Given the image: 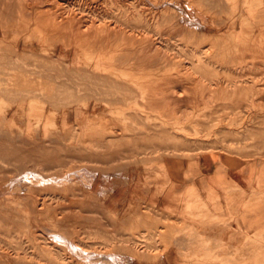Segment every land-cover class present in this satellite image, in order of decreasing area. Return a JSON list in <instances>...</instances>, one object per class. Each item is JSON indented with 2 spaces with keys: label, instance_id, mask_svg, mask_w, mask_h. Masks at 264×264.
I'll return each instance as SVG.
<instances>
[{
  "label": "rangeland",
  "instance_id": "obj_1",
  "mask_svg": "<svg viewBox=\"0 0 264 264\" xmlns=\"http://www.w3.org/2000/svg\"><path fill=\"white\" fill-rule=\"evenodd\" d=\"M27 1L0 0V264H264V38L249 43L264 13L247 20L239 10L264 1L73 0L81 21L124 33L109 46L72 47L45 33L53 0L37 14L46 25L23 29L22 6L41 0ZM149 73L157 77L147 99Z\"/></svg>",
  "mask_w": 264,
  "mask_h": 264
},
{
  "label": "bare ground",
  "instance_id": "obj_2",
  "mask_svg": "<svg viewBox=\"0 0 264 264\" xmlns=\"http://www.w3.org/2000/svg\"><path fill=\"white\" fill-rule=\"evenodd\" d=\"M3 1V0H2ZM10 1V0H9ZM15 1H17V0H15ZM29 1V0H28ZM27 1V2H28ZM38 1H40V0H38ZM64 1V2H63ZM71 1H73V0H53V4L51 5L53 8H55V13H53L54 15H52V17H50V15L48 16V18H49V20H50V24H49V26H45V33L47 34V36H49V38L50 37H53V38H60V37H65L66 36V41H67V37H69L68 39H70V42H69V44L71 45L72 43L74 44V46H77L78 44H88L89 42H90V44L92 43V42H97V41H99L100 40V42H105L104 44H106V46H109L110 44H112V43H114L116 40L115 39H119V38H121V37H123V33H124V31L122 32L121 31V29L120 28H113V29H111V28H109L108 26H104V24H103V26L102 27H98V25L96 26L95 24L96 23H94V21L93 20H91V21H89V23H87V22H85V20H84V22L83 21H81V18L79 17L78 18V16H77V14H76V11H78V12H80L82 9L79 7L78 8V4L76 5V4H73ZM89 1H91V0H89ZM103 1H105V0H103ZM109 1V0H108ZM152 1H154V0H152ZM264 1V0H263ZM21 2V1H20ZM23 2V1H22ZM36 2V1H35ZM81 2V1H80ZM93 2V1H92ZM135 2V1H134ZM148 2H149V0H148ZM248 2V1H247ZM13 3V2H12ZM12 3H10V4H12ZM17 3V2H16ZM25 3V2H24ZM23 3V4H24ZM30 3V2H29ZM37 4H28L27 5V3H26V5H23L22 6V8L20 7V6H17V7H20L21 8V10H20V15H18V18L19 19H24V25H23V29L24 30H27V32H29L30 31V29H31V27H35V29H36V27H38L39 26V24L41 23L42 24V22L45 24V20H47V18L46 17H42V18H44V20H40V19H38V12H40V8L43 6V4H45L44 3V0H41L39 3L38 2H36ZM48 3H49V0H48ZM78 3V2H77ZM81 3H83V2H81ZM108 3V2H107ZM112 3V2H111ZM117 3V2H116ZM119 3V2H118ZM117 3V4H118ZM123 3V2H122ZM126 4H127V2H125ZM139 3V2H138ZM147 3V2H146ZM150 3L152 4L153 2H151L150 1ZM7 4V3H6ZM14 4V3H13ZM104 4H106V2H104ZM109 4V3H108ZM126 4H124V5H126ZM132 4V3H131ZM134 4H136V3H134ZM133 4V5H134ZM150 4V5H151ZM253 4V3H252ZM82 5V4H81ZM80 5V6H81ZM84 5H85V3H84ZM88 6H89V4H87ZM86 5V6H87ZM142 5V4H141ZM108 6V5H107ZM106 6V7H107ZM129 6H130V4H129ZM128 6V7H129ZM132 6V5H131ZM144 6H145V4H144ZM166 6V5H165ZM177 6V5H176ZM175 6V7H176ZM216 6V5H215ZM244 6H246V4L244 5ZM13 7V6H12ZM11 7V8H12ZM104 7V6H103ZM109 7H110V5H109ZM116 7V6H115ZM120 7H121V5H120ZM124 7V6H123ZM128 7H126V9L128 8ZM133 7V6H132ZM132 7H130V9L132 8ZM137 7V6H136ZM135 7V8H136ZM162 7H164V6H162ZM174 7V6H173ZM174 7V8H175ZM179 7V6H178ZM10 8V9H11ZM77 10H76V9ZM84 8H85V6H84ZM89 8V7H88ZM93 8H94V6H93ZM111 8H112V6H111ZM118 8V7H117ZM122 8V7H121ZM139 8H141V7H139ZM153 8V7H152ZM168 8H169V6H168ZM184 8H185V6H184ZM218 8V7H217ZM225 8V7H224ZM240 8V7H239ZM238 8V9H239ZM16 9V8H15ZM87 9V8H86ZM102 9V8H101ZM106 9H109V8H106ZM113 9V8H112ZM134 9V8H133ZM138 9V8H137ZM136 9V10H137ZM142 9V8H141ZM150 9V8H149ZM155 9V8H154ZM164 9H166V8H164ZM191 9V8H190ZM212 9V8H211ZM221 10H222V7L220 8ZM252 9V8H251ZM14 10V9H13ZM13 10H12V13H13ZM90 10V9H89ZM98 10V9H97ZM119 10V9H118ZM145 10V9H144ZM148 10V9H147ZM185 11L187 10L186 8L184 9ZM213 10V9H212ZM216 10V9H215ZM218 10V9H217ZM240 10V9H239ZM16 11V10H15ZM48 11H50V10H48ZM88 11V10H87ZM103 11V10H102ZM105 11V10H104ZM103 11V12H104ZM107 11V10H106ZM109 11H110V9H109ZM108 11V12H109ZM126 11V10H125ZM131 11V10H130ZM133 11H135V10H133ZM138 11V10H137ZM152 11V10H151ZM166 11H168V9L166 10ZM173 11V10H172ZM180 11V10H179ZM178 11V12H179ZM219 11V10H218ZM226 11H227V9H226ZM243 11V10H242ZM262 11V10H261ZM6 12V11H5ZM4 12V13H5ZM43 12V11H42ZM57 12L59 13V14H57ZM77 12V13H78ZM85 11L83 10V13H84ZM94 12V11H93ZM102 12V13H103ZM124 12V11H123ZM132 12V11H131ZM136 12V11H135ZM143 12V11H142ZM155 12V11H154ZM157 12V11H156ZM159 12V11H158ZM164 12V11H163ZM176 12V11H175ZM174 12V13H175ZM192 12V11H191ZM199 12V11H198ZM220 12V11H219ZM219 12H218V14H219ZM224 12V11H223ZM239 12V11H238ZM256 12H259V11H256ZM2 13V12H1ZM86 13H88V12H86ZM90 13H92V12H90ZM112 13V12H111ZM133 13V12H132ZM146 13V12H145ZM144 13V14H145ZM167 13H169V12H167ZM205 13H207L206 11H205ZM210 13V12H209ZM14 14V13H13ZM50 14V13H49ZM79 14V13H78ZM99 14H100V12H99ZM106 14V13H105ZM119 14H120V12H119ZM125 14V13H124ZM127 14V13H126ZM143 14V15H144ZM150 14H151V12H150ZM159 14V13H158ZM162 14V13H161ZM185 14V13H184ZM201 14V13H200ZM224 14V13H223ZM227 14H231V13H228L227 12ZM251 14V13H250ZM253 14V13H252ZM37 15V16H36ZM85 15V14H84ZM103 15V14H102ZM154 15V14H153ZM156 15V14H155ZM154 15V16H155ZM180 15V14H179ZM187 15V14H186ZM188 15H190V14H188ZM193 15V14H192ZM207 14H205V16H206ZM209 15H211V14H209ZM244 15V14H243ZM262 15H264V14H262ZM6 16V15H5ZM8 16H9V14H8ZM40 16V15H39ZM89 16H90V14H89ZM92 16V15H91ZM96 16V15H95ZM94 16V17H95ZM98 16V15H97ZM132 16V15H131ZM134 16H135V14H134ZM140 16V15H139ZM148 16V15H147ZM152 16V15H151ZM153 16V17H154ZM170 16V15H169ZM177 16V15H176ZM181 16V15H180ZM203 16H204V14H203ZM15 17H16V15H15ZM83 17V16H82ZM85 18H86V16H84ZM83 17V18H84ZM99 17H100V15H99ZM110 17V16H109ZM136 17V16H135ZM163 17V16H162ZM165 17V16H164ZM163 17V18H164ZM194 17V16H193ZM207 17H209V16H207ZM214 17V16H213ZM233 17H235V16H233ZM233 17H232V19H233ZM3 18V17H2ZM40 18V17H39ZM46 18V19H45ZM101 18V17H100ZM107 18V17H106ZM112 18V17H111ZM115 18V17H114ZM132 18H134V17H132ZM167 18H168V16H167ZM171 18V17H170ZM192 18V17H191ZM212 18V17H211ZM216 18H217V16H216ZM222 18V17H221ZM238 18V17H237ZM5 20H7V18L5 17L4 18ZM11 19V18H10ZM38 19V20H37ZM93 19V18H92ZM96 19V18H95ZM103 19V18H102ZM109 19V18H108ZM123 19V18H122ZM136 19V18H135ZM139 19V18H138ZM154 19V18H153ZM157 19H158V17H157ZM185 19V18H184ZM231 19V20H232ZM244 19V18H243ZM4 20V21H5ZM8 20H9V18H8ZM18 20V19H17ZM88 20V19H87ZM99 20V19H98ZM101 20V19H100ZM104 20V19H103ZM126 20V19H125ZM147 20V19H146ZM156 20V19H155ZM159 20H161V19H159ZM183 20V19H182ZM188 20V19H187ZM192 20V19H191ZM226 20H228V19H226ZM48 21V20H47ZM132 21V20H131ZM130 21V22H131ZM151 21V20H150ZM167 21H169V20H167ZM166 21V22H167ZM230 21V20H229ZM243 20H240V22H242ZM1 22V21H0ZM11 22H12V20H11ZM13 22H15V19L13 20ZM96 22V21H95ZM110 22V21H109ZM111 22H113V20L111 21ZM115 22V21H114ZM116 22H117V20H116ZM142 22V21H141ZM152 22V21H151ZM189 22V21H188ZM194 22V21H193ZM193 22H191V23H193ZM217 22V21H216ZM219 22V21H218ZM246 22H247V20H246ZM257 22V21H256ZM4 23V22H3ZM10 23V22H9ZM19 23V22H18ZM98 23V22H97ZM99 23H100V21H99ZM132 23H133V21H132ZM156 23H157V20H156ZM163 23V22H162ZM161 23V24H162ZM222 23V22H221ZM228 23V22H227ZM249 23H250V21H249ZM263 23V22H262ZM21 25H22V23H20ZM40 24V25H41ZM142 24H144L145 25V23L143 22ZM153 24H154V22H153ZM159 25H160V23H158ZM164 24V23H163ZM162 24V25H163ZM174 24V23H173ZM219 24V23H218ZM245 24V23H244ZM46 25V24H45ZM111 25V24H110ZM117 25V24H116ZM150 25H151V23H150ZM179 25V24H178ZM224 25H226V24H224ZM255 25V24H254ZM14 26V25H13ZM115 26V25H114ZM118 26H120V25H118ZM131 26V25H130ZM154 26V25H153ZM182 26V25H181ZM186 26H187V24H186ZM244 26H246V24L244 25ZM261 26H263V24L261 25ZM17 27V26H16ZM15 27V28H16ZM113 27V26H112ZM135 27V26H134ZM165 27H166V25H165ZM172 27V26H171ZM224 27V26H223ZM264 27V26H263ZM11 28H12V26H11ZM41 28V27H40ZM124 28V27H123ZM133 28V27H132ZM168 28V27H167ZM169 28H170V26H169ZM181 28V27H180ZM186 28H188V27H186ZM126 29V28H125ZM184 29V28H183ZM191 29V28H190ZM83 30V31H82ZM122 30H124V29H122ZM192 30V29H191ZM190 30V31H191ZM198 30V29H197ZM196 30V31H197ZM212 30V29H211ZM230 30V29H229ZM228 30V31H229ZM261 30V29H260ZM1 31H2V29H1ZM3 31H4V29H3ZM248 31V30H247ZM129 32V31H128ZM132 32V31H131ZM194 32V31H193ZM212 32V31H211ZM236 32V31H235ZM1 33H3V32H1ZM0 33V34H1ZM12 33V32H11ZM134 33V32H133ZM222 33V32H221ZM240 33V32H239ZM248 33V32H247ZM246 33V34H247ZM260 33V32H259ZM165 34H167V33H165ZM169 34V33H168ZM193 34V33H192ZM250 34V33H249ZM252 34V33H251ZM24 35V34H23ZM45 35V34H44ZM149 35V34H148ZM214 35V34H213ZM237 35V34H236ZM240 35V34H239ZM130 36V35H129ZM133 36H135L134 34H133ZM132 36V37H133ZM166 36V35H165ZM198 36V35H197ZM201 36H204V35H201ZM210 36V35H209ZM260 36V35H259ZM4 37V36H3ZM21 37V36H20ZM30 37V36H29ZM44 37V36H43ZM114 37V38H113ZM140 37V36H139ZM150 37V36H149ZM171 37V36H170ZM169 37V38H170ZM6 38V37H5ZM23 38H25V37H23ZM45 38V37H44ZM129 38V37H128ZM127 38V39H128ZM147 38V37H146ZM166 38V37H165ZM168 38V37H167ZM197 38V37H196ZM204 38V37H203ZM211 38V37H210ZM243 38V37H242ZM255 37H253V39H254ZM262 38V37H261ZM13 39V38H12ZM18 40L15 42L16 44L17 43H20L21 42V39L20 38H17ZM20 39V40H19ZM124 39H126L125 37H124ZM155 39V38H154ZM208 39V41H209V38H207L206 37V40ZM215 39H216V37H215ZM214 39V40H215ZM5 40V39H4ZM9 40V39H8ZM63 40V39H62ZM115 40V41H114ZM135 40H137V39H135V37H134V39H133V41H132V43H133V45L135 46V44L137 45V43L139 44H143V43H141L140 41H135ZM144 40V39H143ZM193 40V39H192ZM196 40V39H195ZM203 40V39H202ZM205 40V39H204ZM255 40V39H254ZM257 40V39H256ZM260 40V39H259ZM7 41V40H6ZM57 41V40H56ZM59 41V40H58ZM61 41V40H60ZM64 41V40H63ZM65 41V42H66ZM164 41V40H163ZM226 41V40H225ZM241 41H243V40H241ZM124 42H128V41H124ZM143 42V41H142ZM150 43H151V41H149ZM165 42V41H164ZM192 42H194V41H192ZM197 42H198V40H197ZM197 42H195V43H197ZM214 42V41H213ZM220 42H221V40H220ZM257 42V41H256ZM262 42V41H261ZM260 42V43H261ZM3 43H5V42H3ZM12 43V42H11ZM150 43H149V45H150ZM153 43V42H152ZM203 43V42H202ZM207 43V42H206ZM205 43V44H206ZM219 43V42H218ZM217 43V44H218ZM232 43V42H231ZM258 43V42H257ZM24 44V43H23ZM23 44H22V46H23ZM28 44V43H27ZM37 44V43H36ZM98 44V43H97ZM163 44V43H162ZM224 44V43H223ZM229 44V43H228ZM227 44V45H228ZM256 44V43H255ZM10 45V44H9ZM99 45V44H98ZM98 45H97V47H98ZM114 45V44H113ZM149 45H145V46H149ZM200 45H202V44H200ZM249 45V44H248ZM19 46V45H18ZM17 46V47H18ZM127 46V45H126ZM133 46V47H134ZM153 46V45H152ZM241 46H242V44H241ZM259 46H260V44H259ZM262 46V45H261ZM70 47H72V45L70 46ZM139 47V46H138ZM198 47V46H197ZM208 47V46H207ZM14 48V47H13ZM32 48V47H31ZM103 47H101V49H102ZM137 48V47H136ZM144 48V47H143ZM151 48V47H150ZM154 48V47H153ZM192 48H195V46H193ZM199 48V47H198ZM17 49V48H16ZM94 49H95V46H94ZM118 49V48H117ZM119 49H121V48H119ZM152 49V48H151ZM155 50H156V48H154ZM185 49V48H184ZM184 49L182 50V51H184ZM206 49V48H205ZM210 49V48H209ZM224 49V48H223ZM241 49V48H240ZM20 50V49H19ZM25 50V49H24ZM71 50H74V52H75V54L77 53V49H76V47H75V49H71ZM104 49H102V51H103ZM129 50L130 49H126V51H128L129 52ZM132 50V55H134L135 57H133V59H135V61H138L139 62V60H142V58L140 57V53H139V51L138 50H136V49H131ZM140 50V49H139ZM147 50L148 49H146V51H145V48H144V51L141 49V52L143 51L144 53H146L147 52ZM163 50V49H162ZM165 50V49H164ZM172 50V49H171ZM208 52H209V50L208 49H206ZM212 50V49H211ZM210 50V51H211ZM246 50H247V48H246ZM256 50V49H255ZM69 51H70V49H69ZM98 51V50H97ZM96 51V52H97ZM119 51V50H118ZM124 51V50H123ZM152 51H153V49H152ZM197 51V50H196ZM199 51V50H198ZM206 51V52H207ZM22 52V51H21ZM34 52H35V50H34ZM99 52V51H98ZM106 52V51H105ZM119 52H121V51H119ZM143 52H142V54H143ZM154 52V51H153ZM167 51H165V53H166ZM192 52H193V49H192ZM195 52V51H194ZM193 52V53H194ZM207 52V53H208ZM228 52V51H227ZM240 52V51H239ZM23 53V52H22ZM80 53V52H79ZM116 53V52H115ZM149 53V52H148ZM148 53H146L147 55H148ZM152 53V52H151ZM155 53H156V51H155ZM168 53V52H167ZM190 53V52H189ZM200 54H201V51L199 52ZM203 53V52H202ZM211 53V52H210ZM246 53H248V52H246ZM27 54V53H26ZM33 54V53H32ZM78 54V53H77ZM96 54V53H95ZM102 54H103V52H102ZM114 54V53H113ZM117 54V53H116ZM124 54V53H123ZM126 54H128V53H126ZM141 54V55H142ZM145 54V55H146ZM185 54V53H184ZM234 54V53H233ZM252 54H253V52H252ZM254 54H255V52H254ZM119 55H120V53H119ZM130 55V54H129ZM149 55H150V53H149ZM157 56H158V53L156 54ZM186 55V54H185ZM188 55V54H187ZM191 56H192V54H190ZM194 55V54H193ZM197 55V54H196ZM239 55V53L237 54V56ZM30 56V55H29ZM33 56V55H32ZM95 56V55H94ZM123 56V55H122ZM121 56V57H122ZM169 56V55H168ZM195 56V55H194ZM193 56V57H194ZM201 56H202V54H201ZM226 56V55H225ZM230 56V55H229ZM254 56V55H253ZM109 57V56H108ZM118 57V56H117ZM151 57V56H150ZM175 57V56H174ZM181 57H182V55H181ZM189 57V56H188ZM192 57V58H193ZM231 57V56H230ZM242 57V56H241ZM21 58V57H20ZM120 58V57H119ZM127 58V57H126ZM126 58H124V59H126ZM172 58V57H171ZM178 58V57H177ZM207 58V57H206ZM228 58V57H227ZM258 58V57H257ZM133 59H132V61H133ZM147 59H149V57L147 56ZM220 59V58H219ZM235 59V58H234ZM243 59H244V57H243ZM247 59V62H248V58H246ZM250 59V58H249ZM252 59V58H251ZM259 59V58H258ZM260 59H261V57H260ZM118 60V59H117ZM153 60V59H152ZM156 60V59H155ZM201 60L203 61V59L201 58ZM222 60V59H221ZM239 60V59H238ZM115 61V60H114ZM130 61V60H129ZM128 61V59H127V61L125 62V63H127V62H129ZM150 61V60H149ZM213 61V60H212ZM223 61V60H222ZM250 61V60H249ZM258 61V60H257ZM173 62V61H172ZM207 62V61H206ZM221 62V61H220ZM251 62V61H250ZM262 62V59L260 60V63ZM119 63V62H118ZM117 63V64H118ZM137 63V62H136ZM151 61H150V63H148V65L145 67V66H142L141 68H142V71H143V68H147L146 70H150L151 69ZM189 63H192V62H189ZM204 63V62H203ZM222 63V62H221ZM221 63H219V64H221ZM231 63V62H230ZM243 63V62H242ZM246 63V62H245ZM249 63V62H248ZM247 63V64H248ZM116 64V65H117ZM121 64H123L124 65V63H121ZM131 64H133V63H131ZM138 64V63H137ZM173 64V63H172ZM233 64V63H232ZM262 64V63H261ZM184 65H186V64H184ZM198 65V64H197ZM203 65V64H202ZM208 65V64H207ZM216 65H217V63H216ZM239 65V64H238ZM237 65V66H238ZM252 65V64H251ZM260 65V64H259ZM263 65V64H262ZM100 66V65H99ZM111 66V65H110ZM119 66V65H118ZM243 67L245 66L244 64L242 65ZM241 66V67H242ZM261 66V65H260ZM116 67V66H115ZM114 67V68H115ZM123 67V66H122ZM128 67V66H127ZM136 67V66H135ZM139 67H140V65H139ZM152 67H154V66H152ZM173 67H174V65H173ZM172 67V68H173ZM175 67H177L176 66V64H175ZM179 67V66H178ZM181 67V66H180ZM187 67V66H186ZM190 67V66H189ZM189 67H187V68H189ZM209 67V66H208ZM211 67V66H210ZM213 67V66H212ZM217 67H219V66H217ZM223 67V66H222ZM227 67V66H226ZM242 67V68H243ZM263 67V66H262ZM94 68H95V64H94ZM136 68H138V67H136ZM155 68V67H154ZM182 68V67H181ZM231 68V67H230ZM233 68H235V66L233 65ZM239 68V67H238ZM246 68V67H245ZM252 68V67H251ZM105 69V68H104ZM113 69V68H112ZM184 69V68H183ZM186 69V68H185ZM214 69V68H213ZM217 69V68H216ZM235 69H237V67L235 68ZM253 69V68H252ZM255 69V68H254ZM135 70V69H134ZM133 70V71H134ZM152 70V69H151ZM171 70V69H170ZM174 70H175V68H174ZM187 70V69H186ZM221 70H222V68H221ZM226 70V69H225ZM231 70V69H230ZM229 70V71H230ZM234 70V69H233ZM95 71H97V69L95 70ZM104 71V70H103ZM130 71V70H129ZM132 71V70H131ZM136 71V70H135ZM134 71V72H135ZM141 71V72H142ZM145 71V70H144ZM169 71V70H168ZM168 71H167V73H165L166 74V76H167V74H168ZM183 71V70H182ZM181 71V72H182ZM216 71V70H215ZM214 71V72H215ZM219 71V70H218ZM223 71V70H222ZM245 71V73H246V70H244ZM170 72V71H169ZM172 72V71H171ZM170 72V73H171ZM192 72V71H191ZM190 72V73H191ZM228 72V71H227ZM249 72V71H248ZM109 73H111V72H109ZM146 73V72H145ZM169 73V74H170ZM183 73H185V72H183ZM210 73V72H209ZM219 73V72H218ZM217 73V74H218ZM231 73V72H230ZM233 73V72H232ZM244 73V74H245ZM141 74H143V73H141ZM165 74H164V76H165ZM185 74H187V73H185ZM184 74V75H185ZM221 74V73H220ZM226 74V73H225ZM229 74V73H228ZM242 74V73H241ZM251 74V73H250ZM105 75V74H104ZM128 75V74H127ZM138 75V74H137ZM173 75V74H172ZM189 74H187V76H188ZM192 75V74H191ZM195 75V74H194ZM205 75V74H204ZM204 75H203V78H204ZM235 75H237V74H235ZM243 75V74H242ZM251 75H253V74H251ZM129 76V75H128ZM142 76V75H141ZM141 76H138V77H140V79L142 78ZM145 76V75H144ZM146 76H149L148 78H147V80H146V82H145V84H146V87H147V90L145 91L146 92V96H145V98H147V99H149L150 98V90L152 89V87L155 85V83H156V78L155 77H157V76H155V77H153V76H150V73L149 74H146ZM244 76V75H243ZM246 76V75H245ZM244 76V77H245ZM136 77V76H135ZM169 77H171V75H169ZM181 77V76H180ZM179 77V78H180ZM193 77V76H192ZM198 77H200L199 75H198ZM202 77V76H201ZM220 77V76H219ZM126 78V77H125ZM183 78H185V77H183ZM196 78V77H195ZM207 78V77H206ZM205 78V80H207ZM243 78V77H242ZM241 78V79H242ZM137 79V78H136ZM160 79V78H159ZM172 79V78H171ZM170 79V80H171ZM193 79V78H192ZM192 79H191V81H192ZM202 79V78H201ZM216 79H218V77L216 78ZM216 79H213V81L215 80V81H217ZM234 79H235V77H234ZM237 79L239 80V78L237 77ZM255 79H257V78H255L254 77V81H255ZM173 80V79H172ZM175 80H177L176 78H175ZM182 80V79H181ZM180 80V81H181ZM186 80V79H185ZM203 80V79H202ZM219 81H220V78L218 79ZM227 80H229V78H227ZM237 80V81H238ZM242 80H244V78L242 79ZM136 81V80H135ZM145 81V80H144ZM183 81V80H182ZM181 81V82H182ZM190 81V80H189ZM198 81V80H197ZM201 81V80H200ZM210 81V80H209ZM212 81V79H211V82H213ZM222 81V80H221ZM220 81V82H221ZM225 81H226V79H225ZM247 81V80H246ZM250 81V80H249ZM248 81V82H249ZM94 82V81H93ZM107 82V81H106ZM174 82V81H173ZM176 82V81H175ZM179 82V81H178ZM184 82V81H183ZM182 82V83H183ZM185 82H187V80L185 81ZM193 82V81H192ZM207 82V84H208V81H206ZM218 82V81H217ZM217 82H216V84H217ZM232 82V81H231ZM243 82V81H242ZM130 83V82H129ZM132 83V82H131ZM141 83V82H140ZM180 83V82H179ZM189 83V82H188ZM222 83V82H221ZM223 83H224V80H223ZM227 83V82H226ZM236 83V82H235ZM238 83H240L239 81H238ZM246 83V82H245ZM257 83V82H256ZM255 83V84H256ZM102 84V83H101ZM104 84H105V81H104ZM119 84V83H118ZM175 84V83H174ZM191 84V83H190ZM200 84H202L201 82H200ZM212 84V83H211ZM210 84V85H211ZM213 84H215V83H213ZM215 84V85H216ZM230 84V83H229ZM234 84V83H233ZM232 84V85H233ZM247 84V83H246ZM258 84V83H257ZM256 84V85H257ZM112 85V84H111ZM135 85V84H134ZM141 85V84H140ZM143 85V84H142ZM173 85V84H172ZM171 85V86H172ZM202 85H205V84H202ZM224 84H222V86H223ZM240 85V84H239ZM247 85H249V84H247ZM251 85V84H250ZM98 86V85H97ZM161 87H163L164 88V86H162V84L160 85ZM169 86V85H168ZM174 86V85H173ZM172 86V87H173ZM177 86V85H176ZM187 86H188V84H187ZM190 86V85H189ZM193 86V85H192ZM195 86V85H194ZM199 86V85H198ZM231 86V85H230ZM229 86V87H230ZM245 86V85H244ZM102 87H103V85H102ZM113 87V86H112ZM123 87H124V85H123ZM144 87V86H143ZM161 87H159V88H161ZM186 87V86H185ZM201 87V86H200ZM209 88H210V86H208ZM214 87V86H213ZM223 87H226L225 85L223 86ZM235 87V86H234ZM233 87V88H234ZM250 87V90L251 89H253V88H251V86H249ZM255 87V86H254ZM140 88V87H139ZM142 88V87H141ZM140 88V89H141ZM156 88H158V87H156ZM167 88L168 87H166V88H164V89H166L167 90ZM194 88V87H193ZM196 88H197V86H196ZM222 88V87H221ZM244 88H247V86L246 87H244ZM91 89V88H90ZM125 89V88H124ZM143 89V88H142ZM162 89V88H161ZM187 89H189V88H187ZM191 89V88H190ZM203 89V88H202ZM201 89V90H202ZM257 89V88H256ZM261 89H263V88H261ZM260 89V90H261ZM163 90V89H162ZM162 90H161V92H162ZM169 90V89H168ZM174 90V89H173ZM172 90V91H173ZM178 90V89H177ZM195 90V89H194ZM209 90V89H208ZM211 90V89H210ZM210 90H209V92L208 93H210ZM212 90H214V89H212ZM211 90V91H212ZM216 90V89H215ZM218 90V89H217ZM220 90V89H219ZM225 90V89H224ZM229 90V89H228ZM244 90V89H243ZM258 90V89H257ZM259 90V91H260ZM93 91H95V90H93ZM144 91V90H143ZM151 91H153V90H151ZM155 91H157V90H155ZM183 90H181V92H182ZM185 91V90H184ZM193 91V90H192ZM207 91V90H206ZM205 91V92H206ZM233 91V90H232ZM238 91V90H237ZM240 91V90H239ZM258 91V92H259ZM262 91V90H261ZM92 92V91H91ZM129 92V91H128ZM154 92V91H153ZM175 92V91H174ZM179 92V95L180 94H185V92ZM187 92V95H188V91H186ZM198 92V91H197ZM228 92V91H227ZM229 92H230V90H229ZM234 92V91H233ZM241 92H243V91H241ZM252 92V91H251ZM254 92V91H253ZM134 93V92H133ZM160 93V92H159ZM164 93H166V92H164ZM169 93V92H168ZM171 93V92H170ZM202 93V92H201ZM216 93V92H215ZM226 93V92H225ZM231 94H232V92H230ZM229 93V94H230ZM248 93V92H247ZM263 93V92H262ZM153 94V93H152ZM156 93H154V95H155ZM178 94V93H177ZM190 94V93H189ZM218 94H219V92H218ZM255 94V93H254ZM256 94H259V96H260V92L259 93H256ZM145 95V94H144ZM149 95V96H148ZM157 95V94H156ZM160 95H161V93H160ZM160 95H158L159 97H160ZM183 95H182V97H183ZM186 95V94H185ZM184 95V96H185ZM186 95V96H187ZM210 95V94H209ZM214 95V94H213ZM224 95V94H223ZM226 95V94H225ZM234 95V94H233ZM249 97L251 98V94H250V92H249ZM261 95H263V94H261ZM94 96V95H93ZM163 96V98H161V100H162V102L165 100V96L164 95H162ZM161 96V97H162ZM176 96V95H175ZM191 96V95H190ZM196 96H198V95H196ZM200 96V95H199ZM199 96H198V98H199ZM204 96V98H206L207 99V97H205V95H203ZM208 96V95H207ZM231 96V95H230ZM229 96V97H230ZM254 96V95H253ZM152 97V96H151ZM154 97V96H153ZM152 97V98H153ZM212 97V96H211ZM219 97V96H218ZM225 97V96H224ZM240 97H241V95H240ZM243 97V96H242ZM96 98V97H95ZM186 98V97H185ZM188 98H190L189 96H187V99ZM203 98V97H202ZM217 97H215V99H216ZM237 98V97H236ZM247 98H248V94H247ZM260 98H262V97H260ZM157 99V98H156ZM155 99V100H156ZM169 99V98H168ZM191 99V98H190ZM195 99V98H194ZM193 99V100H194ZM208 99H210L209 97H208ZM212 99V98H211ZM228 99V98H227ZM235 99V98H234ZM241 99V98H240ZM253 99H256V97H254ZM192 100V99H191ZM204 100V99H203ZM221 100V99H220ZM222 100H223V98H222ZM231 100H233V99H231ZM236 100V99H235ZM238 100V99H237ZM131 101H133V100H131ZM157 101H158V99H157ZM190 101V100H189ZM189 101H187V102H189ZM198 101V100H197ZM215 101V100H214ZM224 101V100H223ZM226 101V100H225ZM224 101V102H225ZM241 101V100H240ZM249 101V100H248ZM105 102V101H104ZM169 102V101H168ZM171 102V101H170ZM192 102V101H191ZM194 102V101H193ZM192 102V103H193ZM196 102V101H195ZM207 102H209V101H207ZM217 102H218V99H217ZM228 102V101H227ZM230 102V101H229ZM238 102V101H237ZM243 102V101H242ZM251 102V101H250ZM153 103V102H152ZM159 103V102H158ZM172 103V102H171ZM201 103V102H200ZM204 103H206L205 101H204ZM255 103H257V102H255ZM156 104V103H155ZM154 104V106L156 107V105ZM163 104V103H162ZM161 104V105H162ZM168 104H170V103H168ZM174 104H175V102H174ZM178 104H180V103H178ZM186 104V103H185ZM198 104V103H197ZM206 104H208V103H206ZM222 104V103H221ZM241 105H243L242 103H240ZM246 104V103H245ZM248 104V103H247ZM164 105H166V103L164 104ZM183 105V104H182ZM181 105V106H182ZM209 105V104H208ZM212 105V104H211ZM215 105V104H214ZM239 105V104H238ZM238 105H236V106H238ZM251 105V104H250ZM250 105H249V107H250ZM257 105V104H256ZM159 106V105H158ZM163 106V105H162ZM156 107V108H162V109H164L165 110V108L164 107ZM168 105H166V107H167ZM180 106V105H179ZM184 106V105H183ZM196 106V105H195ZM201 106V105H200ZM252 106V105H251ZM96 107V106H95ZM171 107V105L169 106V108ZM174 107V106H173ZM177 107V106H176ZM186 107V106H185ZM197 107V106H196ZM199 107V106H198ZM235 107V106H234ZM253 107H254V105H253ZM184 108V107H183ZM205 108V107H204ZM251 108V107H250ZM173 109V108H172ZM174 109H175V107H174ZM180 109H182V107L180 108ZM179 109V110H180ZM253 109V108H252ZM171 110V109H170ZM178 110V109H177ZM153 111V110H152ZM151 111V112H152ZM155 111V110H154ZM231 111V110H230ZM248 111H249V109H248ZM159 112V111H158ZM162 112H164V111H162ZM161 112V113H162ZM168 112H170V111H168ZM177 112V111H176ZM223 112V111H222ZM231 113H232V111H231ZM252 113V112H251ZM141 114V113H140ZM167 114V113H166ZM219 115H221V114H219ZM240 115H242V114H238L237 116H239L240 117ZM248 115V114H247ZM256 115V114H255ZM164 116H166V115H164ZM217 116V115H216ZM250 116H251V114H250ZM202 117V116H201ZM210 117V116H209ZM245 117H248V116H245ZM221 118V117H220ZM207 119V118H206ZM218 119V118H217ZM242 119V117H240V120ZM257 120V119H256ZM241 121H243V120H241ZM260 121H262V120H260ZM166 122V121H165ZM155 124V123H154ZM259 125V124H258ZM164 128V127H163ZM153 129V128H152ZM258 129V128H257ZM93 130V129H92ZM150 131V130H149ZM152 132V131H151ZM249 132V131H248ZM150 133V132H149ZM134 137V136H133ZM155 137V136H154ZM166 137V136H165ZM149 138V137H148ZM119 139V138H118ZM111 141H112V139H110ZM138 140V139H137ZM139 140H141V139H139ZM102 141H105V140H102ZM114 141V140H113ZM122 141V140H121ZM129 141V140H128ZM107 142V141H106ZM104 144H106V143H104ZM97 145H99V144H97ZM102 145V144H101ZM156 145V144H155ZM92 146V145H91ZM94 146V145H93ZM105 146V145H104ZM90 147V146H89ZM94 148H96V146H94ZM93 148V149H94ZM99 148V147H98ZM100 148H101V146H100ZM99 148V149H100ZM129 148V147H128ZM110 149H112V148H110ZM122 149H123V147H122ZM124 149H125V147H124ZM131 149V148H130ZM136 149V148H135ZM113 150H115V149H113ZM89 155V154H88ZM87 155V156H88ZM64 178V177H63ZM62 178V179H63ZM41 201V200H40ZM43 201V200H42ZM45 202V201H44ZM38 203V202H37ZM38 204H40V203H38ZM43 204V202L41 203V205ZM46 204V203H45ZM45 204H43L44 206H45ZM34 207V206H33ZM44 208V207H43ZM38 210V209H37ZM40 211L42 210V208L41 209H39ZM45 210V209H44ZM39 211V212H40ZM42 214V213H41ZM39 215V214H38ZM29 225V224H28ZM89 260V259H88ZM18 262V261H17ZM18 264V263H17Z\"/></svg>",
  "mask_w": 264,
  "mask_h": 264
},
{
  "label": "crops",
  "instance_id": "obj_3",
  "mask_svg": "<svg viewBox=\"0 0 264 264\" xmlns=\"http://www.w3.org/2000/svg\"><path fill=\"white\" fill-rule=\"evenodd\" d=\"M245 4H243L241 7H240V12L242 13V14H244V17H245V19H247V20H250L252 17L250 16V13H255L256 11H259V12H256V13H264V4L263 5H261V8H260V10H258V9H251L250 8V6L248 7V5H246V6H244ZM5 10H4V12L6 11L7 13L10 11V10H6L7 8L5 7L4 8ZM243 10V11H242ZM262 10V11H261ZM10 12H12V10L10 11ZM252 22V21H251ZM258 29V30H257ZM261 29V30H260ZM222 33L221 34H225L224 32H223V30L221 31ZM260 32V33H259ZM236 33H238V30L236 31ZM239 34H241V31H240V33ZM260 35V36H259ZM249 37H251V39H253V37H255L254 39L255 40H253V41H251V42H249V43H252V44H255L256 42L255 41H257L256 39H258V38H260V39H263L264 38V29H262V27L260 28H257V27H255V29L253 30V32H252V34L249 36ZM262 37V38H261ZM255 42V43H254ZM263 43H264V41H262ZM228 174H229V176H230V180H231V182H234L239 188H241L242 190H244V191H248L249 189H250V186H249V184H247V181L244 179V178H240V179H238V177L233 173V172H231V171H229L228 172ZM208 183V182H207ZM200 184V183H199ZM200 188H202V186L200 185L199 186ZM215 190H218V192H219V194H220V196H223V193H222V190H221V188L220 187H215L214 188Z\"/></svg>",
  "mask_w": 264,
  "mask_h": 264
}]
</instances>
